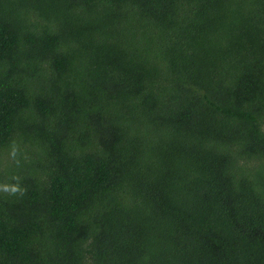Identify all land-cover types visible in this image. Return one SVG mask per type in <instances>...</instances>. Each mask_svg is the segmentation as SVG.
Returning a JSON list of instances; mask_svg holds the SVG:
<instances>
[{
	"label": "trees",
	"instance_id": "obj_1",
	"mask_svg": "<svg viewBox=\"0 0 264 264\" xmlns=\"http://www.w3.org/2000/svg\"><path fill=\"white\" fill-rule=\"evenodd\" d=\"M0 264H264V0H0Z\"/></svg>",
	"mask_w": 264,
	"mask_h": 264
},
{
	"label": "clouds",
	"instance_id": "obj_2",
	"mask_svg": "<svg viewBox=\"0 0 264 264\" xmlns=\"http://www.w3.org/2000/svg\"><path fill=\"white\" fill-rule=\"evenodd\" d=\"M5 192H8L12 195H15L16 193L23 194V190L19 186H11V187H5L4 188Z\"/></svg>",
	"mask_w": 264,
	"mask_h": 264
}]
</instances>
